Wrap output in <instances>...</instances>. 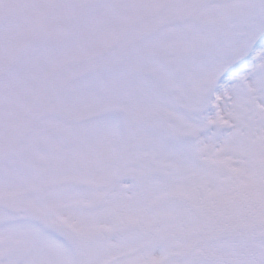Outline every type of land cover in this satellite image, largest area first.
<instances>
[{
	"label": "snow or ice",
	"instance_id": "6c2138e0",
	"mask_svg": "<svg viewBox=\"0 0 264 264\" xmlns=\"http://www.w3.org/2000/svg\"><path fill=\"white\" fill-rule=\"evenodd\" d=\"M0 264H264V0H0Z\"/></svg>",
	"mask_w": 264,
	"mask_h": 264
}]
</instances>
